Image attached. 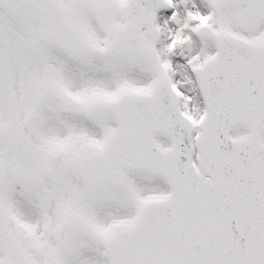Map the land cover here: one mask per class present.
Returning a JSON list of instances; mask_svg holds the SVG:
<instances>
[{
	"label": "snow or ice",
	"instance_id": "1",
	"mask_svg": "<svg viewBox=\"0 0 264 264\" xmlns=\"http://www.w3.org/2000/svg\"><path fill=\"white\" fill-rule=\"evenodd\" d=\"M0 264H264V0H0Z\"/></svg>",
	"mask_w": 264,
	"mask_h": 264
}]
</instances>
